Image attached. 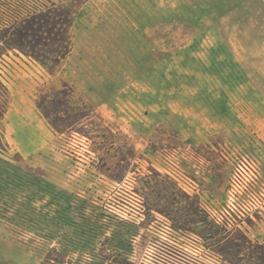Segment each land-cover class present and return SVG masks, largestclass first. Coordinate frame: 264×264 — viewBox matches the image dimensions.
Segmentation results:
<instances>
[{"label":"rangeland","instance_id":"rangeland-1","mask_svg":"<svg viewBox=\"0 0 264 264\" xmlns=\"http://www.w3.org/2000/svg\"><path fill=\"white\" fill-rule=\"evenodd\" d=\"M0 19V264H264V0H0ZM42 92L82 122L56 132ZM244 155L262 208L225 230L203 207ZM159 215L196 237L185 255L152 248Z\"/></svg>","mask_w":264,"mask_h":264},{"label":"built area","instance_id":"built-area-1","mask_svg":"<svg viewBox=\"0 0 264 264\" xmlns=\"http://www.w3.org/2000/svg\"><path fill=\"white\" fill-rule=\"evenodd\" d=\"M11 24V19L5 21L0 19V31L9 27ZM172 158H174L173 154H167L165 156V160L168 162H170ZM162 173L173 179L179 188L186 194L192 195L197 192L193 182L183 174L177 165L173 164V168H162ZM258 175V165L253 158L244 155L237 157L232 162L226 189L227 202L223 211H216L207 206L203 207L215 225L225 230H229L233 227L241 229V225L244 224V219L246 217L252 218L255 212L259 213L263 201L258 197L256 191ZM233 204H235L237 208ZM228 210L232 212V215L229 214ZM156 222L158 224L157 227L161 235L160 242L162 244L156 241L152 248L160 253L162 260L164 259L163 256H167L166 253L172 255H185V251L191 248V245L196 244L197 239L193 234L174 230L166 217L159 215L156 218Z\"/></svg>","mask_w":264,"mask_h":264},{"label":"trees","instance_id":"trees-1","mask_svg":"<svg viewBox=\"0 0 264 264\" xmlns=\"http://www.w3.org/2000/svg\"><path fill=\"white\" fill-rule=\"evenodd\" d=\"M9 47L18 48L19 50H21V52H23L25 56L32 58L33 60H35L36 62L40 63L43 66H46V61L48 59L46 58L45 54H43L42 52L37 51L35 49L24 50L21 44H9ZM3 54L4 53H0V59L2 58ZM57 58L62 59L61 55L59 54L57 55ZM58 93L62 95L63 97H67V94L63 91V89L58 90ZM3 96H5L4 92H3ZM5 102H6V98H0V119L2 118L4 114ZM36 107L39 110V112L42 114L44 119L47 121V123L56 132H59V133L63 132L67 126L71 127L75 124H79L84 119L83 118L84 116H81L79 113L78 114H63V117L56 114L55 105L54 106L47 105V98H45L44 92L41 93L40 98L37 101Z\"/></svg>","mask_w":264,"mask_h":264},{"label":"crops","instance_id":"crops-1","mask_svg":"<svg viewBox=\"0 0 264 264\" xmlns=\"http://www.w3.org/2000/svg\"><path fill=\"white\" fill-rule=\"evenodd\" d=\"M28 63H30V62H28ZM0 236H1V235H0ZM0 238H1V241H2V240H3L2 236H1ZM1 247L3 248V246H2L1 243H0V248H1ZM2 248H1V249H2Z\"/></svg>","mask_w":264,"mask_h":264}]
</instances>
